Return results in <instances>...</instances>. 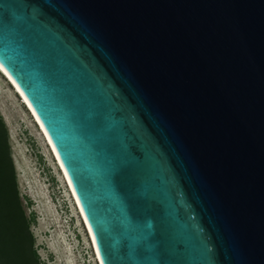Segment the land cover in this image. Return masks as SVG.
<instances>
[{
	"label": "water",
	"instance_id": "1",
	"mask_svg": "<svg viewBox=\"0 0 264 264\" xmlns=\"http://www.w3.org/2000/svg\"><path fill=\"white\" fill-rule=\"evenodd\" d=\"M0 65L103 264H264V0H0Z\"/></svg>",
	"mask_w": 264,
	"mask_h": 264
},
{
	"label": "rangeland",
	"instance_id": "2",
	"mask_svg": "<svg viewBox=\"0 0 264 264\" xmlns=\"http://www.w3.org/2000/svg\"><path fill=\"white\" fill-rule=\"evenodd\" d=\"M1 76L0 114L7 126L20 198L31 219L29 229L41 264H96L55 160L28 111ZM62 237L67 244H61ZM67 254H71L69 263L64 260Z\"/></svg>",
	"mask_w": 264,
	"mask_h": 264
},
{
	"label": "trees",
	"instance_id": "3",
	"mask_svg": "<svg viewBox=\"0 0 264 264\" xmlns=\"http://www.w3.org/2000/svg\"><path fill=\"white\" fill-rule=\"evenodd\" d=\"M20 198L9 134L0 114V264H41Z\"/></svg>",
	"mask_w": 264,
	"mask_h": 264
},
{
	"label": "bare ground",
	"instance_id": "4",
	"mask_svg": "<svg viewBox=\"0 0 264 264\" xmlns=\"http://www.w3.org/2000/svg\"><path fill=\"white\" fill-rule=\"evenodd\" d=\"M0 74L5 78L7 83L10 85L14 95H17V97L20 100L21 104H23V106L26 108V110L28 111L29 115L31 116L33 122L37 126L36 129H38L39 132H40L39 134L42 135V137L44 139V142H45L49 152L51 153L53 159L55 160V165H57L56 167H57V169H58V171L60 173L59 175H60L61 179L63 180V182L65 183V186H66V188L68 190V195L72 199L73 206H74V209H75V211L77 213V217H78V221H79L77 225H81L82 226L81 230H83L84 235L87 238V242L89 243V246L91 247V250H92V253H93V259L95 260L96 264H103L102 260L100 258L97 246H96V242H95L91 227H90L89 222H88V220L86 218V215H85V213H84V211H83V209H82V207H81V205H80V203L78 201V198H77V196H76V194H75V192H74V190L72 188V185H71V183H70V181H69V179L67 177V174H66V172H65V170H64V168L62 166V163H61V161H60V159L58 157V154L56 153V151H55V149H54V147H53V145H52V143H51V141H50V139H49L44 127L40 123L39 119L37 118L36 114L34 113L33 109L29 105L28 101L26 100V98L24 97V95L22 94V92L20 91L18 86L16 85V83L12 80V78L9 76V74L5 71V69L1 65H0ZM58 236L61 237V235H59V234H58ZM84 243H85V241H84ZM61 244L62 245L63 244H67V243H63V237H62ZM65 247L63 246V250L66 253ZM54 252L57 254V256H60V251L59 250L54 249ZM70 256H71V254H67V255L64 256V260H65L66 263H69L71 261V260H69Z\"/></svg>",
	"mask_w": 264,
	"mask_h": 264
}]
</instances>
